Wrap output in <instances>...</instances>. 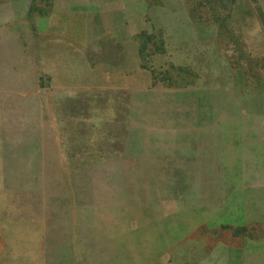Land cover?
Wrapping results in <instances>:
<instances>
[{"label":"rangeland","instance_id":"rangeland-1","mask_svg":"<svg viewBox=\"0 0 264 264\" xmlns=\"http://www.w3.org/2000/svg\"><path fill=\"white\" fill-rule=\"evenodd\" d=\"M148 4L109 86L11 67L0 201L27 264H264V0Z\"/></svg>","mask_w":264,"mask_h":264},{"label":"crops","instance_id":"crops-1","mask_svg":"<svg viewBox=\"0 0 264 264\" xmlns=\"http://www.w3.org/2000/svg\"><path fill=\"white\" fill-rule=\"evenodd\" d=\"M151 8L148 0H0L1 97L10 89L11 67L17 74H33L38 82L33 88L39 94L43 72L64 73L66 81H78L74 74H82V81L94 79L109 86L118 73L135 71L116 69L113 58L121 45L134 47L143 31L153 38ZM197 27L201 29V24ZM62 56L65 67L56 68V57ZM75 58L83 64H75ZM1 196L0 264H27L31 257L26 258V242L10 239L8 192L2 190Z\"/></svg>","mask_w":264,"mask_h":264}]
</instances>
